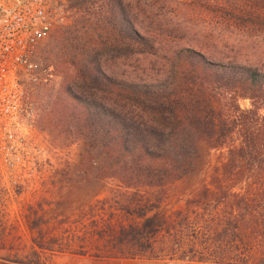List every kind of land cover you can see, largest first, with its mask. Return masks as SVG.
Segmentation results:
<instances>
[{
    "label": "trees",
    "instance_id": "trees-1",
    "mask_svg": "<svg viewBox=\"0 0 264 264\" xmlns=\"http://www.w3.org/2000/svg\"><path fill=\"white\" fill-rule=\"evenodd\" d=\"M67 1L91 19L80 36L63 38L66 89L48 125L55 120L58 137L85 144L88 176L115 185L122 213L138 216L115 240L151 252L169 241L171 262L180 252L179 262L264 264V0H216L250 25L242 33L259 34L233 57L226 47L213 57L167 53L178 30L154 5L173 0ZM149 59L159 64L151 77L105 70ZM196 173L204 177L184 205L167 211L172 190Z\"/></svg>",
    "mask_w": 264,
    "mask_h": 264
},
{
    "label": "rangeland",
    "instance_id": "rangeland-1",
    "mask_svg": "<svg viewBox=\"0 0 264 264\" xmlns=\"http://www.w3.org/2000/svg\"><path fill=\"white\" fill-rule=\"evenodd\" d=\"M241 5L247 8V3ZM221 8L216 0L156 3L154 13L158 19L178 30L177 36L167 43L166 52L185 47L213 57V53L226 47V53L233 57L239 53L238 47L258 41L257 32L242 33L249 24L241 22L239 26L233 21L232 12L225 9L223 13ZM89 19L83 9L71 10L68 23L57 29L41 50L44 74L38 85H30L28 89L39 112L31 156L21 159L16 169L0 159V264L5 260L18 264H112L114 260L154 259L157 255L169 261L173 255L169 241L168 246L167 242L166 246L163 242L154 243L151 252L115 240L122 228L140 221L138 216L122 213L127 203L117 202L115 185L88 176L86 167H82L87 155L85 144L58 137L55 120L48 125L55 113V102L61 90L66 89L63 38L80 36ZM253 54L249 52V57L253 58ZM152 61L157 63L153 59L126 65L121 61L110 62L105 70L118 76L151 77L159 67L157 64L154 68ZM240 104L244 109L251 108L249 100ZM203 177V173H196L178 184L164 206L167 211L183 206L190 190ZM135 209L132 205V210ZM109 220L111 224L107 226ZM164 247L167 249L162 255ZM180 255L177 252L172 264H196L179 262Z\"/></svg>",
    "mask_w": 264,
    "mask_h": 264
},
{
    "label": "built area",
    "instance_id": "built-area-1",
    "mask_svg": "<svg viewBox=\"0 0 264 264\" xmlns=\"http://www.w3.org/2000/svg\"><path fill=\"white\" fill-rule=\"evenodd\" d=\"M70 13L67 0H0V159L11 169L32 154L39 112L28 89L42 80L41 50Z\"/></svg>",
    "mask_w": 264,
    "mask_h": 264
},
{
    "label": "crops",
    "instance_id": "crops-1",
    "mask_svg": "<svg viewBox=\"0 0 264 264\" xmlns=\"http://www.w3.org/2000/svg\"><path fill=\"white\" fill-rule=\"evenodd\" d=\"M173 262L164 261L159 259H147V258H132L114 260L112 264H172Z\"/></svg>",
    "mask_w": 264,
    "mask_h": 264
}]
</instances>
